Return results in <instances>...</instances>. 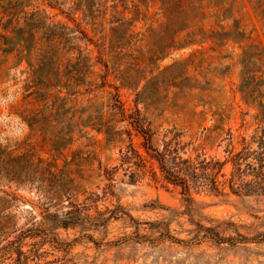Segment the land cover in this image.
I'll use <instances>...</instances> for the list:
<instances>
[{
    "label": "rangeland",
    "instance_id": "374dc122",
    "mask_svg": "<svg viewBox=\"0 0 264 264\" xmlns=\"http://www.w3.org/2000/svg\"><path fill=\"white\" fill-rule=\"evenodd\" d=\"M21 1L23 11L18 0L2 6L20 11L19 28L36 50L59 35L69 48V40L82 38L79 31L92 36L84 25L79 30L69 19L68 6L54 9L47 0ZM123 1L132 8L142 4ZM149 6L150 16L159 12L158 5ZM70 18L80 22L79 14ZM189 20L207 33H229L217 41V52L210 54L213 65L205 72L213 82L208 94L214 109H227L226 134L206 152L210 170L194 179L196 187L191 185L190 191L194 202L185 200L181 186L165 179L158 162L143 148L145 139L132 119L116 121L119 116L111 108L117 104L147 128V115L138 103L141 88L120 86L106 75L92 46L79 43L93 66L91 75L83 77L81 91L96 90L113 134L107 140L95 128L78 126L71 144L57 150L43 137L33 136L24 120L30 87L27 62L15 52L5 55L0 50V166L8 170L16 165L25 171L22 182L0 173V264H264V195L259 189L245 195L242 187L264 181V123L254 119L257 111L245 105L239 93L243 48L264 46V22L250 0H197ZM6 23L11 31L12 24ZM142 25L138 23L134 32H142ZM0 34H6L1 27ZM198 49L189 46L172 52L158 63L159 70ZM68 57L78 56L71 51ZM190 72L198 71L191 67ZM65 95L64 91L61 96ZM203 110L199 107L197 112ZM207 119H212L211 113ZM163 140L162 135L154 137L153 147L162 150ZM182 142L191 144L188 137ZM17 156L23 158L15 162ZM231 156L239 172L229 161ZM213 179L218 184L231 181L233 194L208 195L204 190ZM70 211L80 212L81 218L64 228L57 217Z\"/></svg>",
    "mask_w": 264,
    "mask_h": 264
},
{
    "label": "trees",
    "instance_id": "16d2710c",
    "mask_svg": "<svg viewBox=\"0 0 264 264\" xmlns=\"http://www.w3.org/2000/svg\"><path fill=\"white\" fill-rule=\"evenodd\" d=\"M19 1L22 6L20 11H23V2ZM195 1L141 0V6L135 5L132 8L123 0H47L48 5L54 9L68 6L69 19L79 30L84 25L92 36L79 31L82 38L69 40L72 44L69 48L64 37L59 35L41 44L36 50L31 46V37L25 36L23 29L19 28L20 11L11 6L5 8L2 4L7 0H0V27L6 33L0 34V50L5 55L15 52L28 64L30 87L25 95L27 108L24 110V120L31 134L46 139L47 146L53 150L70 145L72 134L78 126L95 128L105 134L107 140L112 136L114 129L104 120L103 103H99L101 97L95 89L86 93L81 91L83 77L91 75L93 67L91 58L79 44L85 41L93 47L97 62L103 66L106 75L113 76L120 86L135 90L141 88L138 103L147 115V128L140 126L117 104L111 108L119 116L116 121L132 119L135 129L145 139L143 148L158 162L166 175L165 179L181 186L185 200L194 202L190 194L191 185L195 186L194 179L204 177L209 172L206 152L213 141L226 134L224 122L229 117L227 109H214L215 106L210 102L208 93L213 82L205 73L213 65L210 54L217 52L220 46L217 41L223 36H229V33H207L192 24L189 16L195 10ZM250 3L256 16L264 22V0H250ZM149 4L158 5L159 12L150 16ZM76 14L80 15V22L70 18V15ZM5 21L13 25L11 31L6 28ZM138 23H143L142 32L135 33ZM189 46H198L199 49L188 58L159 70L160 61L172 52ZM35 50L39 54L34 57ZM71 51L76 52L78 57L69 59ZM240 65L239 93L244 104L257 111L254 119L264 123V46L250 44L244 47ZM191 67H195V73L198 71L195 75L191 74ZM64 91L66 95L62 97ZM79 105L84 106L81 111L76 110ZM199 107L204 110L197 112ZM209 113L211 120L207 119ZM61 115L66 116V120L60 119ZM208 121L213 123L211 127L205 126ZM159 135L164 138L162 150L153 147V139ZM185 137L190 138V145L183 144L182 139ZM181 153L195 156L182 159L179 156ZM229 154L232 155V152ZM22 158L17 156L15 162ZM229 161L235 172H239L236 169L238 164L233 162L232 156ZM169 163L173 166L167 168ZM226 163L228 161L220 166ZM261 167L264 168V165L261 164ZM0 173L16 182H22L25 171L21 166L13 165L8 170L0 166ZM232 176L234 178L235 175ZM208 181L204 190L208 195L225 198L233 194L231 181L222 184H218L215 179ZM256 185H243L245 195L254 194L253 189H259L264 195V181ZM80 218V212L70 211L62 218L57 217V220L67 228ZM201 228L213 230L203 226Z\"/></svg>",
    "mask_w": 264,
    "mask_h": 264
}]
</instances>
